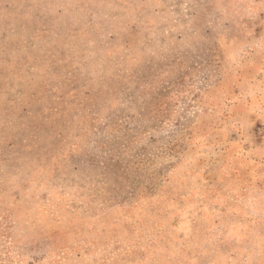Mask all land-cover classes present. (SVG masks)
<instances>
[{
  "label": "rangeland",
  "instance_id": "374dc122",
  "mask_svg": "<svg viewBox=\"0 0 264 264\" xmlns=\"http://www.w3.org/2000/svg\"><path fill=\"white\" fill-rule=\"evenodd\" d=\"M0 264H264V0H0Z\"/></svg>",
  "mask_w": 264,
  "mask_h": 264
}]
</instances>
